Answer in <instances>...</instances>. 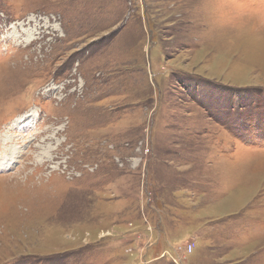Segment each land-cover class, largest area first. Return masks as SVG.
<instances>
[{
    "label": "rangeland",
    "instance_id": "rangeland-1",
    "mask_svg": "<svg viewBox=\"0 0 264 264\" xmlns=\"http://www.w3.org/2000/svg\"><path fill=\"white\" fill-rule=\"evenodd\" d=\"M0 264H264V0H0Z\"/></svg>",
    "mask_w": 264,
    "mask_h": 264
},
{
    "label": "bare ground",
    "instance_id": "bare-ground-1",
    "mask_svg": "<svg viewBox=\"0 0 264 264\" xmlns=\"http://www.w3.org/2000/svg\"><path fill=\"white\" fill-rule=\"evenodd\" d=\"M32 34V33H31ZM27 37L29 38L30 37V34H28L27 35ZM2 72V71H1ZM27 119V115H24V116H22V117H20V118H18V119H16V120H14L12 123H11V125H14V124H16L17 122H20V123H23L24 122V119ZM15 132V131H14ZM15 138V137H14ZM30 142V141H29ZM20 150V149H19ZM18 150V151H19ZM9 151V154L8 155H4L2 158H1V161H11V159H12V154H14V151L15 150H8ZM2 163V162H1ZM9 163V162H8ZM10 164V163H9Z\"/></svg>",
    "mask_w": 264,
    "mask_h": 264
},
{
    "label": "trees",
    "instance_id": "trees-1",
    "mask_svg": "<svg viewBox=\"0 0 264 264\" xmlns=\"http://www.w3.org/2000/svg\"><path fill=\"white\" fill-rule=\"evenodd\" d=\"M253 103H256V102H252V104H253ZM255 119H256V118H255Z\"/></svg>",
    "mask_w": 264,
    "mask_h": 264
}]
</instances>
